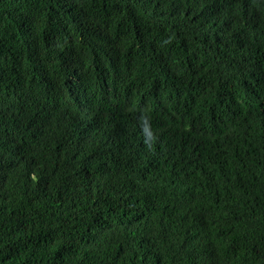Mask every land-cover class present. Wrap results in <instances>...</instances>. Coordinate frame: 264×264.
<instances>
[{
  "label": "trees",
  "instance_id": "obj_1",
  "mask_svg": "<svg viewBox=\"0 0 264 264\" xmlns=\"http://www.w3.org/2000/svg\"><path fill=\"white\" fill-rule=\"evenodd\" d=\"M0 264H264V0H0Z\"/></svg>",
  "mask_w": 264,
  "mask_h": 264
}]
</instances>
